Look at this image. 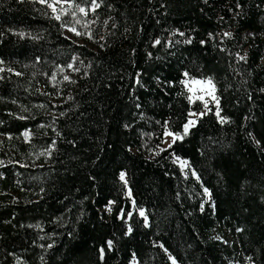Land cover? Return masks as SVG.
I'll return each mask as SVG.
<instances>
[{
  "label": "trees",
  "instance_id": "16d2710c",
  "mask_svg": "<svg viewBox=\"0 0 264 264\" xmlns=\"http://www.w3.org/2000/svg\"><path fill=\"white\" fill-rule=\"evenodd\" d=\"M61 2L0 0V264H264V0Z\"/></svg>",
  "mask_w": 264,
  "mask_h": 264
},
{
  "label": "rangeland",
  "instance_id": "374dc122",
  "mask_svg": "<svg viewBox=\"0 0 264 264\" xmlns=\"http://www.w3.org/2000/svg\"><path fill=\"white\" fill-rule=\"evenodd\" d=\"M54 6L56 7L55 13L57 16H59V15L62 16L63 13L68 12L71 14V17H73V18H76L78 20L84 19L83 18L84 14L81 15L78 10H77L78 12H76L74 15H73L72 10H71V12H69L71 5L68 3L60 2L59 4H54ZM80 15H81V17H80ZM70 28H72V27H70V26L65 27V34L67 36L73 38V39H77L80 41V39L78 38V35L76 34L77 33L76 29L74 32V31H70L69 30ZM70 70H72V69L71 68L68 69V72H70ZM209 80H211V79L207 78V77H205V78L194 77V78H188L185 80V85H186V87L189 91V94H190V100L191 101L199 100L201 103H203V109L200 112L192 113V116L189 118V121L195 122V118L198 115L202 114V112L207 110L208 106L211 103H215V100H216L215 99L216 98L215 87H214V84L212 81H211V85H209L207 83V81H209ZM188 122H187V124H188ZM168 133H172V132L169 129L166 130L164 140H163V144H162L163 148L168 147L176 138L175 134L172 133L173 135H169ZM4 139H5V137L0 134V144L4 141ZM175 162H177V164L180 166V168L184 172L185 168H186L185 162H187L186 159H181L179 157H175ZM122 173L125 174V172H122ZM124 181L126 182V175H125Z\"/></svg>",
  "mask_w": 264,
  "mask_h": 264
},
{
  "label": "snow or ice",
  "instance_id": "6c2138e0",
  "mask_svg": "<svg viewBox=\"0 0 264 264\" xmlns=\"http://www.w3.org/2000/svg\"><path fill=\"white\" fill-rule=\"evenodd\" d=\"M38 2L41 3V4H46L48 8H51V9L53 10V12L56 11V7L54 6L53 3H49V0H38ZM60 2H61V0H55V3H56V4H59ZM65 2H68V0H65ZM72 3L74 4V3H75V0H72ZM96 7H99V5L95 3V0H93V8H92V10H95ZM76 8L78 9V11H79L80 13H83L84 15H87V11H86L85 8L80 7L79 5H76ZM74 14H75V13H73V15H74ZM55 18H56L57 20H59V19H60V16H56ZM77 22H79V21H77ZM69 30L75 32V28H70ZM76 34L79 35L80 33L77 32ZM225 35L227 36V35H230V34H229V33H225ZM189 42H190V41H189ZM156 43L158 44V43H160V42H159V41H156ZM240 58H241V59H244V57H240ZM69 67H72V65H69ZM0 71H2V69H0ZM17 75H19V73H17ZM64 79L67 80L68 77L66 76V77H64ZM207 83H208L209 85H211V80L207 81ZM217 115H219V112H217ZM193 123H194L193 121H189L188 124H186V125L184 126L185 134H187V131H188L189 127H190ZM168 134H169V135H173L172 133H168ZM25 135L27 136V133H25ZM181 138H182V137H179V136L176 137V139H181ZM174 142H175V141H174ZM185 163H186V162H185ZM124 178H125V174H124V173H121V174H120V179H121V180H124ZM205 192L207 193L208 190L205 189ZM140 215L143 216L144 213L141 212ZM129 231H131V229H129ZM108 244H109V247H111V241H109ZM101 253H103V249H101ZM173 264H175V261H173Z\"/></svg>",
  "mask_w": 264,
  "mask_h": 264
}]
</instances>
